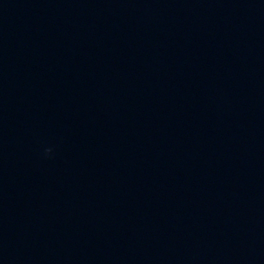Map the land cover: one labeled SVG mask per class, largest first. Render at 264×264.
Wrapping results in <instances>:
<instances>
[{
  "label": "water",
  "instance_id": "95a60500",
  "mask_svg": "<svg viewBox=\"0 0 264 264\" xmlns=\"http://www.w3.org/2000/svg\"><path fill=\"white\" fill-rule=\"evenodd\" d=\"M0 264H264V0H0Z\"/></svg>",
  "mask_w": 264,
  "mask_h": 264
},
{
  "label": "clouds",
  "instance_id": "9594fccd",
  "mask_svg": "<svg viewBox=\"0 0 264 264\" xmlns=\"http://www.w3.org/2000/svg\"><path fill=\"white\" fill-rule=\"evenodd\" d=\"M46 151H51L50 149L46 150Z\"/></svg>",
  "mask_w": 264,
  "mask_h": 264
}]
</instances>
